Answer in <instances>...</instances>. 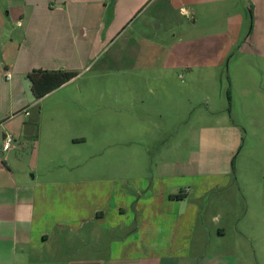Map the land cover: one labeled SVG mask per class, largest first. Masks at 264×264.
Wrapping results in <instances>:
<instances>
[{
    "label": "crops",
    "instance_id": "obj_1",
    "mask_svg": "<svg viewBox=\"0 0 264 264\" xmlns=\"http://www.w3.org/2000/svg\"><path fill=\"white\" fill-rule=\"evenodd\" d=\"M200 1L0 0V264H57L60 256L65 258L60 264H244L237 258V242L230 243L234 236L254 244L253 248L260 247L257 241L264 245V231L257 230L264 217L261 221L237 218L240 214L227 198L233 186L239 193H252V198L243 199L256 207L264 190L243 170L229 169L230 153L201 154L202 148L218 147L214 140L218 130L232 133L227 148H236L237 139L231 140L237 134L232 128L228 132L224 121L219 120L206 137L200 133L195 139L188 168L183 157L160 154L154 170L143 172L146 159L136 152L108 153L117 170L107 181L102 179L110 183L108 187L97 188L89 186L100 178L91 179L89 174L104 175L102 168L84 172L86 178L82 174L80 182L55 180L57 174L51 173L49 164L63 148L49 133L42 135L40 124L30 122L31 110L44 98L81 80L110 50L114 53L109 61L118 67L134 70L142 61L140 71L159 70L145 55L161 45L153 38L181 31L183 18L195 15ZM128 29L139 40L113 44ZM182 44L178 40L165 46L162 70L184 67L178 61L171 65L168 58ZM33 70L79 75L35 100L28 77ZM92 94L100 101L108 97L99 87ZM59 110L77 111L74 106ZM86 112L94 115L84 129H105L108 115H113L114 127L119 126L121 107L98 104ZM8 135L14 142L11 150L4 151ZM71 141L78 145L87 139ZM101 153L95 155L104 161L106 155ZM123 161L139 164L140 172L122 171ZM92 195L98 203L90 205Z\"/></svg>",
    "mask_w": 264,
    "mask_h": 264
},
{
    "label": "rangeland",
    "instance_id": "obj_2",
    "mask_svg": "<svg viewBox=\"0 0 264 264\" xmlns=\"http://www.w3.org/2000/svg\"><path fill=\"white\" fill-rule=\"evenodd\" d=\"M200 4L195 15L183 18L181 31L153 38L152 42L161 45L147 50L145 55L159 70L140 71L142 61L134 70L124 65L118 67L109 61L114 53L110 50L100 63L89 67L81 80L43 97L31 110L30 122L40 124L42 135L45 137L49 133L63 148L49 164L51 173L57 174L55 180L80 182L84 172L92 173L102 168L104 175L89 174L91 179L100 178L89 187H108L110 183L102 179H110L116 169L112 157L108 156V153L112 156L114 150L124 156L136 152L146 159L142 168L137 167L139 164L123 161L122 171H137L139 167L142 171H153L160 154L183 157L184 166L188 168L193 163L189 157L195 149V139L200 133L206 137L209 129H214L222 120L220 122L230 127L228 132L234 129L237 134L231 140L235 143L237 139L236 148H227L230 141H226L231 139L232 133L218 130L214 139L218 147L202 148L201 154L230 153L229 169L243 170L245 177H254L260 190H264V0H202ZM132 32L126 30L113 44L122 45L129 39L130 43L137 42L140 36ZM178 40L183 44L168 58L171 65L178 61L184 67L162 70L167 52L165 46H172ZM215 62L217 66L210 65ZM204 64L207 68L198 67ZM98 87L108 96L102 101L92 94ZM98 104L121 107L118 127L113 125V115H108L105 129H84L83 124L92 121L94 115L86 111L95 109ZM66 106H74L77 111L60 112L59 109ZM83 136L87 139L85 143L74 145L71 141ZM99 151L106 155L104 161L95 155ZM243 196L252 198L253 194L248 196L243 190L239 193L232 186L227 197L232 206H236V215L240 214L237 218L247 216V220L261 221L264 208L259 209L264 205V196L262 201L256 202V207L244 202ZM89 201L90 205L98 203L94 195ZM258 229L264 231V223L258 225ZM257 242L260 247L253 248L254 244L234 236L230 243L236 244L237 258L244 264L260 261L264 264V245ZM61 260L65 258L60 256L57 264Z\"/></svg>",
    "mask_w": 264,
    "mask_h": 264
},
{
    "label": "trees",
    "instance_id": "obj_3",
    "mask_svg": "<svg viewBox=\"0 0 264 264\" xmlns=\"http://www.w3.org/2000/svg\"><path fill=\"white\" fill-rule=\"evenodd\" d=\"M78 75V72L67 70H33L29 73L28 77L32 84V92L35 100H40L75 79Z\"/></svg>",
    "mask_w": 264,
    "mask_h": 264
},
{
    "label": "built area",
    "instance_id": "obj_4",
    "mask_svg": "<svg viewBox=\"0 0 264 264\" xmlns=\"http://www.w3.org/2000/svg\"><path fill=\"white\" fill-rule=\"evenodd\" d=\"M10 78H11V74L8 71H6L5 72V79L9 80ZM4 142L5 143L3 145V150L4 151H9L12 148V144L14 142V138L8 135V136L5 137Z\"/></svg>",
    "mask_w": 264,
    "mask_h": 264
}]
</instances>
